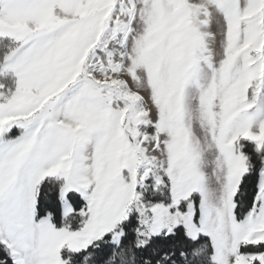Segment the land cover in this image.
<instances>
[{
    "label": "snow or ice",
    "instance_id": "snow-or-ice-1",
    "mask_svg": "<svg viewBox=\"0 0 264 264\" xmlns=\"http://www.w3.org/2000/svg\"><path fill=\"white\" fill-rule=\"evenodd\" d=\"M0 264H264V0H0Z\"/></svg>",
    "mask_w": 264,
    "mask_h": 264
}]
</instances>
